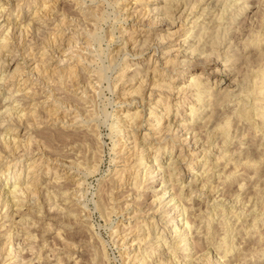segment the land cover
Returning <instances> with one entry per match:
<instances>
[{"label":"rangeland","instance_id":"1","mask_svg":"<svg viewBox=\"0 0 264 264\" xmlns=\"http://www.w3.org/2000/svg\"><path fill=\"white\" fill-rule=\"evenodd\" d=\"M199 4L201 9L189 21L202 17L191 26L185 20ZM167 8L177 12L174 19L162 22L163 15L174 13ZM218 14L225 19L223 27L211 38L223 45L221 58L210 57L212 60L205 65L181 75L182 69L177 65L189 59L198 38L193 34L183 45L177 44L187 30H196L204 23L212 25L211 20L218 19ZM162 40L164 43L160 44ZM229 43L233 47L225 49ZM0 44V76L5 77L0 83V108L9 104L12 113L16 110L22 116L7 117L15 131L1 134L16 144L7 147L0 140V189L13 188L21 182L23 193L26 190L19 199L15 198L20 201L19 206L10 199L0 201V264H138L137 259L142 257H148V264L183 262L185 253L175 255L173 249H167L169 246L155 250V228L151 233L143 226L151 218L156 219L147 217V212L153 213L172 198L157 201L165 186L167 191L171 189V182L165 173L164 181L159 179L162 176L145 178L152 163L143 162L148 156H143L142 146L134 148L130 134L137 131V145H141L145 134L151 131L147 121L149 105L153 107L164 98L156 91L158 97L149 101L153 78L161 83L155 71L158 75L165 72L164 82L176 87L182 82L187 85L189 78L198 75L208 84L209 92L214 88L206 118L190 122L202 140L198 146L205 143L200 149L208 151L212 143L218 144L215 153L223 143L222 135L215 134L217 128L229 129L226 149L231 152L223 153L227 156L219 164H215L217 155L213 157L211 164L217 167L209 173L201 168L205 164L203 155H193L199 147L194 148L192 143L184 146V150L191 151L189 158L181 153L180 143L175 145L173 156L170 146L158 157L157 149L151 153V160H157L164 172L171 157L172 161H182L178 171L184 173L181 178L196 203H187L190 219L207 207L205 203L212 205L213 199L220 200L227 210L230 208V215L227 212L226 217H215L208 234L205 228L195 232V240L202 238L210 246L207 249L211 259L230 258L225 264H264V0H0ZM146 47H150L148 51ZM155 61L159 62L158 67ZM148 67L152 79L149 90H144L142 106L134 97L137 91L141 93L139 86L144 78L139 80L134 73H143ZM225 70L226 73L221 72ZM215 79L223 80L215 84ZM226 89L234 91L233 101H222L215 94ZM8 96L11 98L6 99ZM252 100L256 101L254 105ZM165 108L162 104L156 115L160 117ZM184 111L187 112L181 109L177 114L173 107L171 117L181 119ZM135 113L144 118L139 128V118L137 122L132 119ZM0 116L1 119L4 114ZM53 120H57L55 124ZM149 143H144L146 148ZM19 155L24 156L18 160ZM196 158L198 164H194ZM34 160L38 161L33 163ZM33 164L37 167L29 173ZM132 165L139 166V179L145 178L138 185L132 180L136 175ZM121 168L126 169L123 184L121 179L111 178L114 170ZM207 179H211L208 184L213 189L212 200L199 191ZM209 188L202 190L208 192ZM171 195L170 192L168 196ZM77 197L80 200L76 201ZM170 222L164 221L167 230ZM161 228L163 224L156 234L162 232ZM165 237L161 242L178 244L171 231ZM226 253H230L228 257Z\"/></svg>","mask_w":264,"mask_h":264},{"label":"bare ground","instance_id":"2","mask_svg":"<svg viewBox=\"0 0 264 264\" xmlns=\"http://www.w3.org/2000/svg\"><path fill=\"white\" fill-rule=\"evenodd\" d=\"M174 2V1H173ZM181 2V1H180ZM180 2H177L178 5ZM203 2V1H202ZM183 3V2H182ZM197 4V3H196ZM174 5H177V4H174ZM172 7V6H171ZM169 9L170 12H174V13H170V15L168 14H165L163 15L161 21H165V20H168L167 18H173L175 17V12H177V9H170V8H167ZM198 9H201L200 7V4L198 5V8L196 7V9H192V11L189 13V15L187 16L186 20L185 21H189V18L191 16H193L194 14L197 13ZM207 9V8H205ZM87 10V9H86ZM159 10V9H158ZM154 12L157 11L156 8L153 9ZM152 11V12H153ZM185 11H183L184 13ZM173 14V15H172ZM182 16V14L180 15ZM197 15H195L194 17H196ZM218 16V19L217 17H213V19L211 20V23L212 25L209 26V23H204L198 27H194L196 30H187V33L185 35H183V39L180 40V44H177V45H183V43H185L187 40H189L190 38H193V34L196 35L195 38H198L197 40V45L196 47H193L192 50L190 51L191 52V56H187L189 59H187L186 61H183L182 63H178L177 67H180L182 69V73L181 75L185 76V74H188L191 72V70L198 66V65H205L207 62L211 61L212 59H210V57H213V56H217L218 58H221V50H222V44L219 45L215 42V37L214 38H211L213 36V34L217 33L219 31V29H221V26L224 22V18L221 17L219 14L217 15ZM224 16V15H223ZM236 16V15H235ZM202 17V16H201ZM201 17L195 19L193 22L189 21V24H191V26H194L197 22V20H199ZM181 18V17H180ZM83 19V18H82ZM217 19V20H215ZM170 23V22H169ZM186 23V22H185ZM86 24V23H85ZM172 23H170L169 25H171ZM215 24H218L214 27ZM84 25V24H83ZM223 27V26H222ZM227 28V27H225ZM228 29V28H227ZM229 30V29H228ZM227 30V31H228ZM216 31V32H214ZM125 32V31H124ZM226 32V31H224ZM142 33V32H141ZM222 37V35H221ZM3 38V37H2ZM209 38H211L210 40H208ZM224 38V36H223ZM5 39V38H4ZM169 39V38H168ZM143 41V40H142ZM141 41V43H142ZM148 41V40H147ZM146 40H144V42L146 43L147 42ZM218 41V40H217ZM8 42V41H6ZM5 42V43H6ZM4 43V42H3ZM9 43V42H8ZM140 43V44H141ZM164 43V40H162L160 42V44ZM2 44V43H1ZM0 44V46H1ZM143 45V46H141ZM140 46L141 47H144V44L142 43ZM146 45V44H145ZM151 45V44H150ZM185 45V44H184ZM4 46V45H3ZM147 46V45H146ZM149 46V45H148ZM233 47V44L232 43H229L228 46H225L224 48L225 49H228L229 48H232ZM150 47H146V51L149 50ZM3 49V48H2ZM30 49V48H29ZM145 49V48H144ZM143 49V50H144ZM1 50V49H0ZM142 50V51H143ZM179 49H177V51H179ZM145 51V50H144ZM143 51V53H144ZM156 51H158L156 49ZM171 50L167 51V52H170ZM227 52V51H226ZM226 54V53H225ZM91 57V56H90ZM13 60V59H12ZM170 60H167L166 61V65L168 66L170 63H169ZM228 61V60H226ZM81 62V61H80ZM150 63V62H149ZM156 64V66L158 67L159 65V62L155 61L154 62ZM174 63V62H173ZM171 63V64H173ZM150 65V64H149ZM174 65V64H173ZM222 65V64H221ZM138 66V65H136ZM174 67V66H172ZM5 68V66L1 67V69ZM171 68V66H170ZM206 69V68H205ZM204 69V70H205ZM142 70V69H141ZM150 70V67L146 68L143 73L142 72H139L138 74L134 73V75H137L139 76V80L141 78H144V81H142L140 83V86L139 88L141 87V93H139L138 91L136 92L137 95L135 96L134 94V99H138L141 101L140 103H142V106L144 104V101H145V97L143 95L144 93V90L146 89L147 90V86H148V82L150 80V76L148 75L149 74V71ZM173 70H175L173 68ZM224 70V69H223ZM193 71V70H192ZM157 72V73H156ZM173 72V71H172ZM223 73H226L227 70L225 71H221ZM2 73V72H1ZM74 73V72H73ZM155 74L156 76H160V81L161 83L157 84V81L153 78V83H152V88L150 89V93H149V101H152L151 99H153V102L154 100L158 97L155 96V92L158 91L160 94H163L164 95V98H162L161 96V99L159 101H156V103L154 104L153 107H151L149 105V117H150V120H147L149 122V129L151 128V131L149 132V134H145L144 136V140L145 142L148 140V141H151V143H149V147L146 148V146L144 145L145 142H143L141 145H137V131L136 132H131V137L134 139V143H135V147L134 148H137V146L141 147V150L143 151V156H148L147 159H142L143 162L149 164V163H152L151 166L147 167V170L145 171V178H153V177H158V176H162L161 178H159L160 180L164 181V177H166V175H163V173L167 174L169 180L168 182L170 184V187L171 189L167 191V186L164 187V189L162 190L163 194L162 196L157 200V201H164V200H167L169 197H172L168 203L160 206V204H158L160 207H158V209L156 211H153V213L151 212H147L146 213V216L148 217V215L150 217L154 216V218L156 219H152L151 218V221L146 223L145 225L143 226H147V229H150L151 233L152 232V229L155 228V237H154V241L156 243V246H155V250L158 249V248H166L167 246H169V248L167 247V249H173V253L176 255L177 252H181V253H185V259L183 260V262H179L178 261V264H225V261L229 260L228 258L226 259V256H225V252L228 250L226 249V251L223 253V255L225 256V260H222L220 257L219 258H216V259H211L212 257H210L209 255V249H207V247L209 245H205L201 239L202 238H199L198 240H195L196 238V235L197 234H194L195 232H199L202 228L204 229L205 228V234H208L206 233L207 231L209 232V230H212V225H213V222L214 220H217L215 219L216 216H223V214H225V217H226V213L229 212L230 208H228L229 210L226 209L225 205H223L221 203L220 200H218V202H216V199H213V204L211 205L210 202L209 204L208 203H205L207 205V207L205 209H200L198 212H196L197 214H195L194 218H191V213H189V209L187 207V203L188 202H191L194 206H195V200L193 201L192 197L189 196V193H188V188L187 186L184 184V181H183V178H181L182 174H184L183 172L181 171H178L179 167H181L179 165L180 162H182L181 160H178L176 159L175 161H172V157H171V163L168 164V167H167V170H165L166 172L163 171V169H165L164 167H161L158 163H157V160L153 161L151 160L153 157H152V152H154L156 149L158 150V154H157V157L160 155L161 152H164L166 151L167 147L170 146L172 147V152H170V156H173V150H174V147L177 143H180L182 145V150H181V153H185L183 156L184 157H188L190 156L191 154V151L187 149L184 150V146H188V144L190 145L191 143L193 144L194 148L198 146L199 142L202 141L200 140V138L198 139V133L197 131L195 132V128L191 127V123L192 120L193 121H196L197 120H204L206 117V114L208 112H206V109L208 108V105L210 100L214 97V88H211V91L212 92H209L208 89H210L208 87V84L206 83H203L202 79L199 78L200 76H196L195 79H191L189 78L188 82H187V85H184L186 83L182 82L180 85V87H176V85H172V84H168V83H165L164 82V73H160L158 75V71H155ZM3 75V74H2ZM152 79V78H151ZM210 79V78H209ZM5 80V77L4 76H0V83L3 82ZM58 80V79H57ZM223 79H215L214 80V83L215 84H218V82H222ZM58 82V81H57ZM49 84V83H48ZM45 86H47L46 84H44ZM49 86V85H48ZM58 87V86H57ZM56 88V87H55ZM32 90V89H31ZM58 90V88L56 89ZM149 90V88H148ZM55 91V90H54ZM262 91V90H261ZM52 92V91H51ZM226 92V93H225ZM225 92H222V90H219L218 93L215 92V94L217 96H220V99H222V101H233L234 98H236V96H233V92L234 91H228V89H226ZM238 92V91H237ZM235 94V93H234ZM237 94V93H236ZM261 94V93H260ZM238 96V95H237ZM11 96H8L6 97V99H10ZM49 98V97H48ZM238 98V97H237ZM258 98L260 99V97L258 96ZM257 98V99H258ZM263 100H264V96L262 97ZM174 99L176 101H174ZM258 99V100H259ZM18 100V99H17ZM17 100H15L14 102H18ZM256 100V98H255ZM262 100V99H261ZM263 100L261 102H263ZM245 101V100H244ZM253 101V100H252ZM260 101V100H259ZM175 102V103H174ZM248 102V101H247ZM251 103V102H250ZM256 103V101L254 102L253 101V105ZM258 103V101H257ZM86 104V103H85ZM131 104V103H130ZM163 105H166L167 108L163 109V113L159 116L156 115V110ZM223 104V103H222ZM226 104V103H225ZM228 104V103H227ZM247 104V103H246ZM249 104V103H248ZM261 104L260 107H262V103H259ZM258 104V105H259ZM242 105V104H241ZM264 105V104H263ZM83 106V105H82ZM219 106V104H218ZM245 106V105H244ZM243 106V108H244ZM250 106V105H249ZM252 106V105H251ZM175 107L177 108V114L180 112L181 109H186V111H184V115L181 116V119L180 118H172L171 117V111H172V108ZM254 107V106H253ZM70 108V107H69ZM259 108V107H258ZM263 108V107H262ZM13 108H10L9 104H5L4 106H2V108H0V114H4V117H2L0 119V140L5 142L4 144H6L7 147H12L11 145H13L14 143L16 144L15 140L14 139H7L6 137H2L1 134L2 132H6V133H14L15 130L12 129L11 127V124L7 117H13L15 114H16V118L18 119H21L22 116H18L17 115V112L16 110L12 113ZM209 109V108H208ZM251 109V108H250ZM253 109V108H252ZM261 109V108H260ZM201 110V112H199ZM263 113V109H261ZM138 111V110H137ZM19 113V112H18ZM143 113V112H142ZM13 114V115H12ZM241 114V113H240ZM128 115V114H127ZM135 116H132V119L134 120V122H137V119L139 118L140 122L137 123L136 127L139 128L140 126L143 125V121H144V118H143V115L141 114H138L136 115V113L134 114ZM246 115V114H245ZM227 116V115H226ZM247 116V115H246ZM257 116H261L262 115H258L257 113ZM1 117V116H0ZM10 117V118H11ZM264 117V116H263ZM9 118V119H10ZM15 118V117H14ZM50 118V117H49ZM227 118V117H226ZM56 119V118H55ZM250 119V118H249ZM263 119V118H262ZM12 120V119H11ZM54 121V120H53ZM57 121V120H55ZM55 121H54V124H55ZM221 121V120H220ZM45 122V121H44ZM83 122V121H82ZM195 122V123H196ZM206 122V121H205ZM212 122V121H211ZM218 122V121H217ZM46 123V122H45ZM50 123V122H49ZM73 123V122H72ZM199 123V122H198ZM219 123V122H218ZM13 124V122H12ZM220 124V123H219ZM226 124V123H225ZM224 124V125H225ZM228 124V123H227ZM165 125V126H164ZM208 125V124H207ZM261 125V124H260ZM264 125V124H263ZM200 126V125H199ZM198 126V127H199ZM219 125H217L218 127ZM216 127V126H215ZM121 129V127L119 128ZM208 130V129H207ZM206 130V132H208ZM216 130V128H215ZM228 127H221V128H217V133L215 132V134H221L223 139H222V145L216 150V152L214 153L215 149H216V146L214 144L213 146V143L211 144V148L207 151V149H200L201 146H205V143H201V146H198L199 148H197V152L193 155H198L200 156L201 154L203 155L202 157V160L205 161V164L201 165V168L203 170H205V173H209V172H212L217 166L215 165L216 163L219 164V161L222 160L223 158H225V156H222L223 153H228V152H231V151H228V149H226V145L228 144L227 142L229 141L228 137L230 136H227L228 134ZM122 131V130H121ZM152 131L154 132L155 131V135L152 134ZM213 131V130H211ZM210 133V132H208ZM205 134V133H204ZM214 134V133H213ZM209 135V134H208ZM157 136V137H155ZM210 136V135H209ZM208 136V138H209ZM213 137V136H212ZM49 138V137H48ZM231 140V139H230ZM207 141V140H206ZM233 141V140H232ZM205 142V141H204ZM30 143V142H29ZM221 143V141H220ZM230 143V142H229ZM243 144V143H242ZM20 145V144H19ZM220 145V144H219ZM214 148H213V147ZM228 146V145H227ZM232 146V145H231ZM14 147V146H13ZM243 147V146H242ZM15 149V148H14ZM18 149V148H16ZM136 150V149H135ZM193 150V149H192ZM199 150H202V151H199ZM220 150H222L223 152L221 154H217L220 152ZM233 150V149H232ZM235 150H236V147H235ZM243 150V149H242ZM238 151V150H236ZM239 151H241L239 149ZM18 152V151H17ZM234 152V150H233ZM255 152V151H254ZM240 154V152H238ZM9 154V153H8ZM238 154V155H239ZM201 155V156H202ZM217 155V158L216 159V162L215 166H213L211 164V160L214 159L213 157H215ZM12 157L14 156L11 155ZM20 157L18 158V160L23 157L24 155H19ZM182 156V155H179V157ZM233 156V155H232ZM243 156V155H242ZM1 157V156H0ZM197 161L194 162V164H198L199 162V159L196 158ZM195 159V160H196ZM227 159V158H226ZM233 159V158H232ZM238 159V158H237ZM30 160H33L32 157L30 158ZM151 160V161H150ZM183 160H186V158H184ZM248 160V159H247ZM38 160H34L33 163L37 162ZM245 162V161H244ZM238 163V162H237ZM248 163V162H247ZM34 166L32 167V169H30V172L33 171L34 168H36L37 166L35 164H33ZM191 165V164H190ZM243 165V164H242ZM245 165V164H244ZM251 165V164H250ZM250 165H247V166H250ZM254 165V164H253ZM241 166V165H240ZM137 167L139 166H135V165H132L131 168L134 169V173L136 174L135 177L132 179L135 183V185H138V182L140 181V179H145V178H140L139 179V171L137 170ZM226 167V166H225ZM252 167V166H251ZM230 168V167H229ZM227 169V168H226ZM9 169H7V172H8ZM131 170V169H130ZM225 170V169H224ZM237 170V169H236ZM239 170V169H238ZM126 171V169L124 168H121L119 170H114V174L113 176L111 177L114 181L115 180H119L121 179L119 182L122 183L123 179H122V176L124 174V172ZM241 171V170H240ZM170 172H172V174H170ZM221 172V171H220ZM225 172V171H224ZM231 172V171H230ZM204 173V174H205ZM214 173V172H213ZM222 173V172H221ZM219 173V175L221 174ZM223 174V173H222ZM233 174V173H232ZM236 175V174H234ZM202 176V175H201ZM222 176V175H220ZM226 176V175H225ZM233 176V175H232ZM21 177V176H20ZM231 177V176H230ZM229 177V179H230ZM236 177V176H235ZM1 178V177H0ZM147 178V179H148ZM195 178V177H192V179ZM221 178V177H220ZM21 179V178H19ZM18 179V180H19ZM234 179V178H233ZM21 181V180H19ZM132 181V182H133ZM211 181V179H207V181H204L203 185L199 188V191L201 192H205V193H202V194H205V197L206 195L209 196V200H212L213 196V189L209 188L211 186H209L208 182ZM214 181V180H213ZM212 181V182H213ZM142 182V181H141ZM145 182V181H144ZM217 182V180H216ZM224 182V180H223ZM20 183L21 182H18L17 185L13 186V188H6L5 190H1L0 189V201H3L5 199V201H8L10 199V202L14 203L16 206H19L17 203H20V201L16 200L15 198L19 199V195L21 194H25V192L23 193V189H21L20 187ZM133 183V184H134ZM211 183V182H210ZM123 184V183H122ZM141 184V183H140ZM120 185V184H119ZM118 185V186H119ZM218 185V184H216ZM208 186V188L210 189L208 192H206V190H202L204 187ZM7 187V186H6ZM12 187V186H11ZM135 188V186H133ZM138 190V186L136 187ZM181 189V190H180ZM197 189V188H196ZM181 192H180V191ZM198 190V189H197ZM134 191V190H133ZM177 191L180 192L179 195H176L177 194ZM219 191V190H218ZM137 192V191H136ZM139 192V191H138ZM170 192L172 193L171 196H168L170 194ZM198 192V191H197ZM110 193V192H109ZM193 193V192H192ZM216 195V194H215ZM187 196V197H186ZM142 198V197H141ZM208 199V198H207ZM218 199V198H217ZM15 200V201H14ZM80 200L78 197H77V200L78 201ZM263 200V199H261ZM184 201H186V203H184ZM203 201V200H201ZM220 201V202H219ZM259 201V200H258ZM23 202V201H21ZM173 203V204H171ZM238 205V204H237ZM264 205V204H263ZM191 206V204H190ZM202 208V207H201ZM233 208V207H232ZM231 208V209H232ZM237 208V207H236ZM256 208V207H255ZM194 209V208H192ZM226 209V210H225ZM239 209V208H238ZM245 209V208H244ZM243 209V210H244ZM246 210V209H245ZM255 210V209H254ZM253 210V211H254ZM63 211V210H62ZM150 211V210H149ZM193 211V210H192ZM235 211V210H234ZM252 211V210H251ZM250 211V212H251ZM239 212V211H238ZM248 212V211H247ZM246 212V213H247ZM249 212V213H250ZM145 213V212H144ZM160 213V214H159ZM209 215H208V214ZM237 213V212H235ZM245 213V214H246ZM253 213V212H252ZM256 213V212H255ZM254 213V214H255ZM261 213V212H260ZM230 215V212L228 213ZM258 214V212H257ZM135 215V214H134ZM144 215V214H143ZM241 215V214H240ZM260 216V215H259ZM193 217V216H192ZM217 217V218H218ZM230 217V216H229ZM236 217V216H235ZM239 217V216H238ZM257 217V216H256ZM226 219V218H225ZM224 219V220H225ZM228 219V218H227ZM242 219V218H241ZM260 219V218H259ZM258 219V220H259ZM150 220V219H149ZM223 220V222H224ZM230 220V219H229ZM253 220V219H252ZM257 220V219H256ZM164 221L166 222H170L171 223V227L169 228V230H167L168 227L165 226L164 224ZM182 221H184L183 224ZM226 221V220H225ZM246 221V220H245ZM261 221V220H260ZM250 222V220H249ZM259 223V221H257ZM145 223V222H144ZM197 223V224H196ZM229 223V221H228ZM230 223H231V220H230ZM229 223V224H230ZM239 223V222H238ZM248 223V222H247ZM255 223L252 222V224ZM160 224H163V228H161L162 232L160 233H157L156 232L158 231L159 229V225ZM226 222L223 224V226H225ZM228 224V226H229ZM150 225L152 227H150ZM154 225V226H153ZM32 226V225H31ZM253 226V225H252ZM255 226V225H254ZM161 227V226H160ZM137 228V227H136ZM142 228V227H141ZM227 228V227H226ZM237 228V227H236ZM133 230V227L131 228ZM131 229H128V232L131 230ZM179 229H181L179 231ZM229 229V228H228ZM247 229V227H246ZM142 230V229H141ZM140 230V231H141ZM154 230V229H153ZM230 230H231V227H230ZM173 233L175 235V239H177L178 241V244H174L172 242H168V240H166L167 242H161V240L165 239V234L166 232H170ZM244 231V230H243ZM255 231V230H254ZM126 232V231H125ZM142 232V231H141ZM201 232V231H200ZM215 232V231H214ZM228 232V230H227ZM237 232V231H236ZM150 233V232H149ZM249 233V232H248ZM159 234V236H158ZM203 234V233H202ZM236 234V233H235ZM130 235V234H129ZM213 235V234H212ZM233 235V234H232ZM151 236V234H150ZM149 236V237H150ZM214 236V235H213ZM147 237V236H146ZM165 237V238H164ZM204 238V237H203ZM149 239V238H148ZM146 239V241L148 240ZM205 239H208V238H205ZM204 239V240H205ZM223 239V238H222ZM214 240V239H213ZM142 241V240H141ZM206 242V241H205ZM163 243V244H161ZM212 243V242H211ZM222 243V242H221ZM152 244V243H151ZM264 244V243H263ZM152 247H154L153 245H151ZM150 247V246H149ZM151 247V248H152ZM210 247V246H209ZM229 248V247H228ZM153 249V248H152ZM212 249V248H211ZM210 249V251H211ZM217 249V247H216ZM233 249V248H232ZM2 250V249H1ZM165 250V249H164ZM163 250V251H164ZM230 250V249H229ZM11 251V248L10 250ZM194 251V253L192 254V252ZM48 252V251H47ZM169 252V251H167ZM166 251L163 252V253H167ZM150 253V252H149ZM145 254V253H144ZM148 254V253H147ZM169 254V253H168ZM230 254V253H229ZM228 254V255H229ZM150 255V254H149ZM148 255V256H149ZM193 256L191 257L190 259H186L190 256ZM227 255V253H226ZM227 255V257H228ZM48 256V255H47ZM145 256V255H144ZM147 256V255H146ZM234 256V254H233ZM53 257V256H52ZM152 257V255L149 256V258ZM174 257V256H173ZM171 256V258H173ZM147 258L148 257H142V259H137L139 262L138 264H148V261H147ZM177 258V257H175ZM175 258H173L175 260ZM224 258V257H223ZM48 259V258H47ZM46 259V260H47ZM136 260V259H135ZM21 261V260H20ZM19 261V262H20ZM29 261V260H28ZM23 262V261H22ZM59 262V261H58ZM151 262V261H150ZM163 262V261H162ZM21 263V262H20ZM168 263V261H167ZM169 263H170V260H169ZM128 264V263H126ZM150 264H154L153 262H151ZM237 264V263H235Z\"/></svg>","mask_w":264,"mask_h":264}]
</instances>
